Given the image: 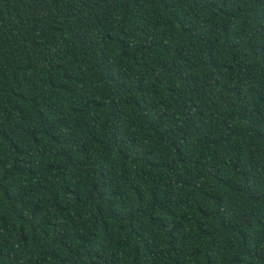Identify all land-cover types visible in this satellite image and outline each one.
<instances>
[{
	"label": "trees",
	"instance_id": "16d2710c",
	"mask_svg": "<svg viewBox=\"0 0 264 264\" xmlns=\"http://www.w3.org/2000/svg\"><path fill=\"white\" fill-rule=\"evenodd\" d=\"M0 264H264V0H0Z\"/></svg>",
	"mask_w": 264,
	"mask_h": 264
}]
</instances>
